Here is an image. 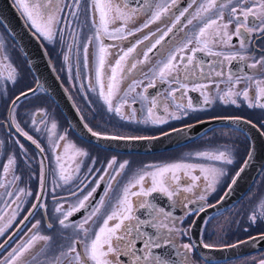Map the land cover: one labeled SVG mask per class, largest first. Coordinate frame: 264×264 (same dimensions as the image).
Returning <instances> with one entry per match:
<instances>
[{"label":"flooded vegetation","instance_id":"1","mask_svg":"<svg viewBox=\"0 0 264 264\" xmlns=\"http://www.w3.org/2000/svg\"><path fill=\"white\" fill-rule=\"evenodd\" d=\"M12 2L29 27L41 40L61 83L66 88L88 129L90 128L93 132L100 133L103 136L149 137L199 123L203 124L205 128L199 136L185 144L154 153L120 152L86 142L71 131L67 122L59 117L52 106L50 107L52 111L48 109L50 113L42 109L40 105L45 104L44 108L46 109L50 104L48 102V106L46 105L42 93L36 95L38 90L19 99L16 105L13 106L12 101L21 92L27 90H13L14 83L6 78L11 76L17 83L16 85L23 84L28 81V72L20 57V51L13 41L8 38L7 34L3 32L4 30L0 28V111L6 108L5 115L0 118V127L3 135L8 137V141L13 142L15 149H17L13 152L15 155L11 157L14 158V163L9 165V171L5 173L2 170L1 173L0 184L5 185V187H2L1 197H4V201L6 199L7 210L0 216L2 217L0 228L5 229L4 234L0 235V244L22 220H25L29 212L33 211V215L25 220L22 228L0 250V259L7 257L13 248H17L22 242H26L32 235L39 233L40 235L49 236L51 239L49 241H34V247L24 253L18 259L17 264H75L74 257L65 258L61 255L73 240L79 239L78 229L74 227L72 221L80 223L89 216L93 208H98L99 211L96 215L84 224L89 236H94L99 227L103 225V220L107 215L117 210L124 188L134 182L138 175L154 171L158 167L179 163L198 164L206 168L214 166L223 169L224 175L219 176L215 181L214 190H207L204 201L199 200V195L204 192L211 177H209V181H206L204 179L205 174L201 173L199 168L177 171L176 174L181 177L180 187L177 188V194L172 197L160 192L152 193L148 197L130 195L132 215L138 217L140 221L153 222L152 224L140 223L138 233L135 230L137 220L125 221L126 224L131 223L133 225L134 230L131 237H126V239H134L136 254L139 256L148 254V250L141 252L140 249H144V244L149 238L161 244L167 238L171 241L169 244L161 248H152L151 253L153 258L160 256L167 259L169 264H259L261 260H264V247L244 256L221 261L207 260L200 255L197 249L203 247V244L212 245V248H219L254 236L264 235V218L258 219L256 223H252L250 220L253 214L259 216L264 212V207H262L264 206V163L254 183L236 203L224 209L211 210V207L215 205L228 188L248 155L250 149L248 131L255 128L264 140V128H261V124H264V109L249 107V103H256L255 94L257 89L255 84L245 79L243 73H241L239 84L233 86L228 82L229 65H231L234 72L243 68L245 72L255 78L264 77V68L259 66L257 69L245 67L251 64L254 59L264 57V33L248 34V42L244 48H241L236 38H233L231 43L210 41L209 46L212 50L220 51L223 55L214 57L207 55L205 52L197 53L198 59L204 62L202 67L204 70L203 77L205 78L197 79L201 76V73L197 70L196 77L190 76L188 80L184 81L188 84V89H181L177 92L175 99L169 97L168 93L171 89L179 87V85L169 82L171 78L168 81H161L158 76H154L158 69V61L161 60V53L153 50L149 54V60L142 65H138L139 72L122 79L118 75L119 90L113 98L114 107L124 98L125 91L129 88L132 79L138 82L143 81V84L136 86L135 92L128 93L129 104L124 105L122 108L123 113L128 118L124 119L115 112H109L107 105L99 98V86L96 82L98 44L94 39L88 46V66H84L83 43L88 37L95 34V27L92 23L94 16L91 7L92 0H80L81 5L78 8L74 4V0H61V2L53 0V5L60 9L55 13L57 23L54 24L53 40L43 38V35L38 33L31 25L23 9L17 5L16 0H12ZM34 2L36 0H25V3L29 5ZM38 2L42 5L41 12L46 14L51 6H44L46 0L44 2L38 0ZM119 2L123 4L124 0H119ZM128 2L138 5L142 0H128ZM155 3L166 4L170 3V0H155ZM202 3H206V0H196V3H192L191 0H177L176 5L171 6L169 12L160 21L149 24L147 28L135 32L127 39L113 40L105 36L103 38L105 46L115 45V47H109L108 49L109 55L106 56L105 69L102 72L105 91H107L106 86L111 77V66L115 63L119 49H127L132 42L144 35L154 33L158 28L163 29L170 26L173 14H178L179 11L185 8H188V12L181 18L182 23L186 24L187 19H192V24H186L180 31L174 30L175 35L170 34V39L166 38L167 42H162V44L164 48H169L174 42H183L194 37L199 27L203 26L204 19H206V14L197 16V9ZM189 4H191V7H189ZM73 12L76 15H72ZM210 14L215 15V10ZM150 16L151 11L138 12L135 19L128 22L127 30L142 28L150 19ZM223 17L225 22L230 19L228 7L223 10ZM95 19L98 24V12L95 13ZM259 20L264 21V15H261ZM122 23V21L110 22L109 30L111 31ZM236 26V23L233 22L229 25L227 31L230 34L234 33ZM216 30L217 27L213 26L209 31L214 33ZM144 43L148 44L149 42L145 41ZM191 46L202 47L203 45H196L193 41ZM157 47L160 48V46ZM143 48L144 45H140L137 53L133 55L139 54L138 58L143 59L141 52ZM234 53L244 55L245 60L240 61L239 57L232 61L224 60V55ZM65 56H68L67 60ZM217 60L222 61V65H216L214 62ZM210 64L217 67L218 70L222 67L224 76L216 77L215 72L209 66ZM173 75L176 74L173 73ZM208 76L213 79L210 87L192 90L197 83L208 84ZM232 79L234 81L236 77L233 76ZM216 82H219L218 89L215 86ZM151 83H154L155 87H149L147 92H144V88ZM229 88L232 89L233 95L230 98L220 99ZM245 88L249 91L248 99L235 94L242 92ZM141 93L145 96L156 97L157 101L168 107L169 114L163 116L167 123L144 122L148 119L146 111L148 102L142 99L139 95ZM133 97L136 98L135 104L131 103ZM189 98L197 106L196 110L189 109L187 114H184L175 108L176 104L186 106ZM34 99L37 100L34 102ZM233 99L236 100L235 104L231 103ZM206 100L208 103H205ZM31 109L43 110L42 112L39 110L34 112L36 121L32 123L29 120ZM162 111L163 108L161 107L159 112L154 110V113L159 115ZM133 112L135 113L134 119ZM42 115L43 118L41 119ZM172 116H179L180 118L173 119ZM17 124L37 141L40 148L44 149L42 153L31 144L30 140L15 132L14 128L16 129ZM53 124H55V128L52 127ZM60 137L64 139L61 140ZM17 141L24 145L26 153L21 150ZM54 145H58V147L54 148ZM76 150L86 152L87 155H77ZM220 151L230 155L233 161L232 164L211 161L206 157L198 156L199 153L213 155ZM57 154L61 156L66 174H70L72 177L67 183L60 179V170L56 161ZM41 160L44 162L45 174V186L42 196L44 207L33 210L32 205L37 203L36 196L41 192ZM113 160H115V163L112 167H109V162ZM8 161L9 158L4 164H0V168L8 165ZM125 162H127L125 167L119 169V164ZM77 164L79 165L78 172L75 171ZM89 169H92V171L90 172ZM6 174H8V178L3 182ZM192 175L200 176V179L193 182ZM14 176L19 177V179L13 180ZM150 186L151 177H148L144 187L148 188ZM185 186L192 187V191L185 192L183 190ZM20 189L24 191L19 192ZM78 189H82V191H77ZM138 190L139 186L137 185L131 188L130 192ZM7 192H11L13 195L8 196L6 195ZM72 192H76V195H70ZM89 192L92 195L85 202L87 207L80 209L69 217L70 222L67 227L59 225L58 219L63 217L55 211L56 208L62 205L66 211L70 206L77 203L78 198L83 199ZM17 193H19L18 199ZM13 200H15V204L12 203ZM145 201L154 205L157 210L163 209V214L159 211L153 212L149 208L140 207ZM201 204L204 205L205 211L196 215L188 214L190 209L199 208ZM16 205H19V207L17 208ZM13 212H15L14 217ZM37 221H40V225L37 229H33L32 225ZM116 222V220L110 221L109 226L114 225ZM49 224L53 225L51 229L48 228ZM161 224H166L169 227L175 225L180 231L169 233L166 228L160 227ZM182 232L186 234L182 235ZM188 243L195 245V247L185 257L183 245ZM82 247V244L78 245L77 250L80 251ZM119 260L122 264H133L131 255H121ZM138 264H146V262L141 261Z\"/></svg>","mask_w":264,"mask_h":264},{"label":"snow or ice","instance_id":"2","mask_svg":"<svg viewBox=\"0 0 264 264\" xmlns=\"http://www.w3.org/2000/svg\"><path fill=\"white\" fill-rule=\"evenodd\" d=\"M192 3H196V0H191ZM17 5L23 9L24 14L27 19L31 22V25L36 29L38 33L43 35L46 39H52L53 33V24L57 23L55 13L59 11L55 5H53V0H46V6H51L46 14L41 12L42 5L36 0V2L29 5L25 3V0H16ZM177 0H170V3L166 4H156L155 0H142L141 3L131 4L128 0H124V3L121 4L119 0H92L91 7L93 9V26L95 27V34L92 37H88L87 40L83 43V53H84V66H88L87 54H88V46L92 43L93 39L98 44L97 51V67H96V82L99 86V98L103 100V102L107 105V109L109 112H115L117 115L121 116V118L127 119L128 117L123 113L122 108L124 105L129 104V100L127 99L129 92H135L136 86L139 84H143V81H136L132 79L129 88L125 91L124 98H122L118 104L113 106V98L119 90V78L122 79L130 74L134 75L139 72L138 65L144 64L149 60V54L156 50L161 53V60L158 61V69L154 73V76H158L161 81H168L169 78L171 83H176L179 87L171 89L169 91L168 96L175 99V94L181 89L187 90L188 84L184 83V81L188 80L190 76L196 77L197 70L201 73V76L197 77V79H203V61L199 60L197 57V53L205 52L209 56L220 57L223 55L220 51H213L209 46L210 41L215 43H231L233 38H236L241 46L244 48L246 43L248 42V34L251 33H264V21L259 20L261 15H264V0H206V3H202L199 5L197 9V16L201 14H206V19L203 21V26L199 27L198 32L192 38H188L183 42H174L171 47L164 48L162 42H167L166 38L170 39V34L175 35L174 30L180 31L186 24H192V19H187L186 24L182 23L181 18L185 16V13L188 12V8H185L179 11L178 14H173L172 23L170 26L166 28H158L156 32L149 33L144 35L142 38L137 39L135 42H132L127 49H119L117 58L115 59L114 65L111 66V77L109 82L107 83V91H105V83L102 79V72L105 69V60L106 56L109 55L108 49L109 47H115V45L105 46L103 43V38L106 36L113 40H122L127 39V37L132 36L135 32L142 31L143 28H147L149 24L154 23L156 21H160L162 17H164L168 12L171 6L176 5ZM74 4L79 7L80 0H74ZM245 5H248L247 7ZM191 7V4H189ZM225 7H228L230 12V19L228 21H224L223 10ZM155 9L154 11L152 9ZM215 10V15H211L210 13ZM146 11H151L150 19L142 26V28H137L134 30H127V24L129 21L135 19L138 12L143 13ZM99 13V23L97 24L95 19V13ZM72 15H76L75 12ZM40 21V22H38ZM116 21H122L123 23L120 26L114 27L111 31L109 30V23H115ZM233 22L236 23V29L234 33H229L227 31L230 24ZM179 25V27H178ZM213 26L217 27V30L213 33L209 30L213 28ZM221 29L223 30L221 32ZM76 38L74 37V40ZM148 41V44L144 42ZM193 41H195L196 45H203L202 47L191 46L193 45ZM140 45H144V48L141 49L143 59H139L137 55H133L137 53V49ZM157 46H160L158 48ZM166 54V55H165ZM239 57L240 61L245 60V56L240 53H234L229 55H224V60L232 61L236 60ZM131 58V59H129ZM65 59H68V56H65ZM216 65H222V61H215ZM191 66V67H190ZM212 68V71L215 72L216 77H223L224 72L222 67L218 70L217 67H213L212 64L209 65ZM259 67L264 68V57L260 59H254L251 64L246 65L245 67L251 69H257ZM175 73L176 75H173ZM241 73L245 79L255 84L256 86V94L255 100L256 103H249V107H260L264 109V77L255 78L253 75L244 71V69H239L237 71H233L231 65H229L228 71V82L235 86L241 82ZM233 76L236 79L233 81ZM147 78V77H146ZM7 80H12L15 83V80L11 76L6 78ZM208 84H200L197 83L192 88L193 91L200 88H208L212 85L213 79L211 76L207 77ZM216 88H219V82L215 84ZM83 87V86H82ZM155 87L154 83L147 85L144 88V92H147V88ZM30 91H32L30 89ZM236 95H242L245 99L249 98V91L245 88L242 92L235 93ZM26 93L21 92L20 96H17L13 101V106L19 101L20 97H26ZM144 101L148 102L147 106V116L148 119L144 122H151L153 124L158 123H167V120L163 118L164 114H169V109L167 106H164L162 102L157 101L156 97H149L143 95V93L139 94ZM233 95V91L229 88L224 96H221L220 99H225V97H231ZM132 104L136 103V98L133 97L131 100ZM205 103H208L206 100ZM231 103L235 104L236 100H231ZM163 108V111L156 115V112H159L160 108ZM175 108L178 111H182L184 114H187V110H196L197 106L194 105L189 98L187 105L176 104ZM135 118V113L133 112V119ZM173 119H179V116H172ZM238 119V118H236ZM249 123H251L249 121ZM55 128V124L52 125ZM87 127V125H85ZM261 128H264V124H261ZM94 137H101L100 133L93 132L92 129H88ZM16 132L20 135L26 137L28 140L32 142V144L36 145L39 151L42 153L44 151L43 148H40V145L36 140L32 138V136L28 135L23 129L16 125ZM105 139H125V140H133V139H146V137H121V136H110L103 137ZM59 139H64L60 137ZM19 147L22 151L24 149V145L20 144L17 141ZM58 147V145H54V148ZM77 155H87L86 152H82L80 150H76ZM198 156L206 157L208 160L222 162L224 164H232V159L230 155L224 151H220L216 154L210 155L208 153H199ZM252 158V152H249V159L245 161V167L249 163ZM56 161L60 170V179L67 183L71 180V175L66 174L65 165L61 162V156L59 154L56 155ZM14 163V158H9L8 165H5L3 171L7 173L9 171V165ZM115 163V160L109 162V167ZM125 163L119 164V169H123L125 167ZM41 172H40V187L41 192L37 194L36 200L37 203L32 205V209L35 210L38 207H44L42 203L43 189H44V162L41 160ZM199 168L201 173H204V179L209 181V177L211 180L208 182L204 192L199 195V200L204 201L206 199L207 190L213 189V185L219 176L224 175L223 169H218L216 167L206 168L203 165L198 164H170L163 167H158L154 171L144 172L131 182L129 186L125 187L123 190V196L119 200V206L117 210L113 211L111 214L107 215V217L103 220V225L99 227L98 231L95 232L94 236H89L88 230L84 228V224L88 223L93 216L99 211L98 208H93L90 211L88 217H86L82 222L77 223L72 221L74 227L78 229L79 239H75L72 241L70 245H68L67 250L61 253L65 258L74 257L75 264H122L119 260L121 255H131L133 257V264H138V262L144 261L146 264H169V261L165 258H161L160 256L152 257L151 249L152 248H161L164 245L169 244L171 241L167 238L164 239L163 244L160 242L153 241L149 238L148 241L144 244V249H140L141 252L148 250L147 255L139 256L136 254L134 250V239H126V237H131L133 232V225L131 223L126 224L125 221H133L137 220L138 223L135 227V230L139 233V224L140 223H150L152 221H140L138 217L132 215V203L130 200V195L135 197H148L152 193L160 192L164 193L168 197H172L177 194V188L180 187L181 177L177 175V171L181 169H192L195 170ZM244 170L242 167L240 171L236 173V177L238 178L240 173ZM75 171H79V165H76ZM91 172L92 169H89ZM170 174V175H169ZM187 174V173H185ZM151 177V186L148 188L144 187V183L146 178ZM19 179V177H13V180ZM192 181L195 182L200 179V176L192 175ZM233 184L236 183V179L234 178L232 181ZM139 186L138 191L130 192V189L136 186ZM175 185V186H173ZM0 187H5V185L0 184ZM185 192H191L192 187L185 186L183 189ZM214 190V189H213ZM23 189H20L19 192H23ZM77 191H82V189H78ZM6 195L12 196L13 193L7 192ZM70 195L75 196L76 192L70 193ZM92 193L89 192L87 195L83 197V199L77 200V203L73 206H70L66 211L63 209L62 205L56 208V212L59 213L63 218L58 219V223L61 226L67 227L69 221V217H71L75 212L79 211L82 208L87 207L86 201L89 200ZM19 198V193H17V199ZM15 204V200L12 201ZM11 206V205H9ZM18 208L19 205H16ZM142 208H149L153 212L159 211L163 214V209L157 210L154 205L149 204L148 202H144L140 205ZM264 207V206H262ZM122 209V210H121ZM205 211V207L203 204L199 208L194 210H189V215H196L199 212ZM33 215V211H30L28 216L25 217V220H28L30 216ZM15 216V212H13V217ZM264 218V212H262L259 216L257 214H253L250 217L252 223H256L258 219ZM2 219V217H0ZM116 220L117 222L109 226V222ZM40 225V221H37L32 225L33 229H37ZM155 226V225H153ZM53 227L52 224L48 225V228L51 229ZM160 227L166 228L169 233L180 231L172 225L169 227L166 224H161ZM5 229L0 228V235L4 234ZM31 231V230H30ZM186 234V233H181ZM142 235V234H141ZM51 237L40 235L39 233L32 235L26 242H22L21 245L17 246V248H13L3 259H0V264H17V261L20 257L24 255L27 251H29L32 247H34V241L44 240L49 241ZM256 238H253L255 240ZM260 239H264V235L260 237ZM7 243V242H6ZM83 245L80 251L77 250L78 245ZM5 245L0 244V248H3ZM205 249H211L213 246L209 244L202 245ZM195 245L188 243L183 245L184 255L187 257L189 252H192ZM59 259V257H57ZM259 264H264V260H261Z\"/></svg>","mask_w":264,"mask_h":264},{"label":"water","instance_id":"3","mask_svg":"<svg viewBox=\"0 0 264 264\" xmlns=\"http://www.w3.org/2000/svg\"><path fill=\"white\" fill-rule=\"evenodd\" d=\"M0 25L19 49L33 76L34 85L30 88L32 91L28 89L24 92L27 94L26 96L35 93L37 90H42L57 106L71 131L80 139L109 150L154 153L185 144L199 136L205 128L203 124L199 123L176 128L160 135L149 136L146 139L133 140L105 139L103 137L110 136L103 135L99 138L92 136L88 131V127H85V123L66 88L61 83L45 47L39 37L29 28L12 0H0ZM14 130L16 132L15 128ZM248 132L250 139L249 152H252V158L245 167V161L249 159L248 152L238 171L242 167L244 170L238 178L236 175L234 176L236 183H230L221 198L211 207V210L224 209L236 203L251 187L262 169L264 163V140L255 128L250 129ZM32 145L36 148L34 144ZM24 222L25 220H22L1 244L6 245L22 228ZM261 236H254L229 246L211 249L198 247L197 249L205 259L221 261L244 256L262 249L264 247V239H260ZM253 238L256 239L253 240Z\"/></svg>","mask_w":264,"mask_h":264},{"label":"rangeland","instance_id":"4","mask_svg":"<svg viewBox=\"0 0 264 264\" xmlns=\"http://www.w3.org/2000/svg\"><path fill=\"white\" fill-rule=\"evenodd\" d=\"M44 2V0H42ZM58 2H61V0H57ZM81 4H79L80 6ZM40 22V21H38ZM55 24V23H54ZM54 24H53V33H52V39L54 38ZM43 38H45L44 36H42ZM48 40V39H47ZM17 83H14L13 84V90H26L28 87L29 89L32 87V84L31 82L29 83V81H27L26 83H23V84H19V85H16ZM28 90V89H27ZM40 93V91H37V94ZM37 99H34V102L36 101ZM30 102V101H29ZM42 107L43 110H45L47 113H50L48 111V107L45 109V104L44 105H40ZM6 108H4L3 110L0 111V118H3V116L5 115V110ZM36 110H39L41 111L40 109H31L30 110V113H29V121L30 123H32L33 121H36L35 117H34V112ZM42 110V111H43ZM41 111V112H42ZM43 114V113H42ZM43 118V115L41 117V119ZM27 121H28V118H27ZM17 150L15 149V145L13 142H9L8 141V137H5L3 135V132L1 131V127H0V164L3 163L8 160V158H11L12 156L15 155V153L13 154V152ZM2 167V166H1ZM2 170H3V167L0 168V180H1V173H2ZM8 178V174H6L3 178V182H5ZM1 194H2V187H0V216H2L4 214V212H6L7 210V205H6V199L4 201V197H1Z\"/></svg>","mask_w":264,"mask_h":264},{"label":"trees","instance_id":"5","mask_svg":"<svg viewBox=\"0 0 264 264\" xmlns=\"http://www.w3.org/2000/svg\"><path fill=\"white\" fill-rule=\"evenodd\" d=\"M0 28L2 29V30H4L3 29V27L0 25ZM3 32H5V30L3 31ZM6 33V32H5ZM7 34V33H6ZM7 36H8V34H7ZM8 38L10 39V37L8 36ZM11 40V39H10ZM15 45V44H14ZM20 57H21V59L23 60V63H24V65H25V68H26V70H27V72H28V81H29V83L31 82V84H32V86L34 85V79H33V76H32V74H31V72L29 71V69H27L28 67H27V64H26V62H25V60H24V57L22 56V54H20ZM32 88V87H31ZM27 89H29V87L27 88ZM26 89V90H27ZM38 91H40V93H42L43 95H44V98H45V100H46V105H47V103L49 102V104H50V106H48V109L49 110H51V106H52V108L54 109V111H57V113H58V115H59V117L64 121L65 120V118L63 117V115L60 113V111H59V109L57 108V106L54 104V102L42 91V90H38ZM31 97V96H30ZM52 111V110H51ZM53 111V112H54ZM66 121V120H65Z\"/></svg>","mask_w":264,"mask_h":264}]
</instances>
